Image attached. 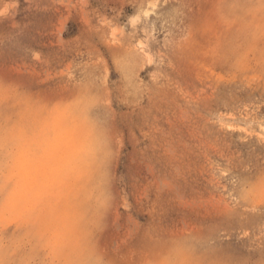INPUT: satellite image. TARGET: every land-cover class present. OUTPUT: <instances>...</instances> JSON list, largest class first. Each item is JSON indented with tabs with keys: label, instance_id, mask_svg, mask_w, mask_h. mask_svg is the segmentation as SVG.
I'll list each match as a JSON object with an SVG mask.
<instances>
[{
	"label": "rangeland",
	"instance_id": "1",
	"mask_svg": "<svg viewBox=\"0 0 264 264\" xmlns=\"http://www.w3.org/2000/svg\"><path fill=\"white\" fill-rule=\"evenodd\" d=\"M0 264H264V0H0Z\"/></svg>",
	"mask_w": 264,
	"mask_h": 264
}]
</instances>
